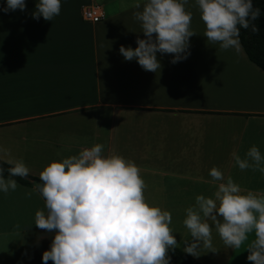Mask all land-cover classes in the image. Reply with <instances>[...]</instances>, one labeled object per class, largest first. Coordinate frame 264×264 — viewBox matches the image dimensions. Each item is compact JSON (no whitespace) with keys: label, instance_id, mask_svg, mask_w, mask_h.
I'll return each mask as SVG.
<instances>
[{"label":"crops","instance_id":"crops-1","mask_svg":"<svg viewBox=\"0 0 264 264\" xmlns=\"http://www.w3.org/2000/svg\"><path fill=\"white\" fill-rule=\"evenodd\" d=\"M35 2L25 0L23 11L0 12V146L22 159L30 175L39 178L51 160L101 143L105 154L117 153L140 168L146 199L171 213L170 228L183 248L192 239L182 224L184 209L196 195L215 191L207 182L211 167L242 189H264V176L240 170L230 155L243 158L252 145L264 155V70L241 47L237 52L210 44L204 28L202 34L197 29L193 0L185 5L194 32L189 54L171 63L172 54L157 53L156 72L118 51L144 38L132 0H61L52 21L32 18ZM90 5L102 8L100 21L83 20L82 9ZM17 184L0 193V264H45L41 255L54 230L32 224L44 201L32 186ZM235 249L213 227L212 248L200 247L193 257L229 264Z\"/></svg>","mask_w":264,"mask_h":264},{"label":"clouds","instance_id":"clouds-1","mask_svg":"<svg viewBox=\"0 0 264 264\" xmlns=\"http://www.w3.org/2000/svg\"><path fill=\"white\" fill-rule=\"evenodd\" d=\"M189 0H132L133 17L144 35L136 47L121 45L124 60H136L145 71L156 72L161 64L157 53L172 54L171 63L185 59L189 52L192 12ZM204 24L203 36L219 49L240 50V30L252 34L254 23L262 15L253 0H193ZM25 0H5L0 12L25 9ZM61 0H36L33 19L52 21L60 14ZM104 146L95 143L77 154L51 160L39 172L41 183L32 186L44 201V210H36L35 226L54 230L48 250L41 260L53 264H169V250L177 241L170 228L171 213L145 197L146 184L140 168L117 153L105 154ZM236 167L259 171L264 176V155L256 145L244 157L230 153ZM0 193L18 187L14 177L29 176L22 159H13L0 146ZM7 172V176L4 173ZM216 185L211 196L198 194L184 209L183 226L188 230L183 252L192 256L200 247L212 248V228L223 244L239 248L248 234L254 239L247 246L246 259L264 264V190H245L225 176L216 166L208 170ZM32 192H26L30 197ZM219 217V219H218ZM211 221V224L209 223Z\"/></svg>","mask_w":264,"mask_h":264},{"label":"trees","instance_id":"trees-1","mask_svg":"<svg viewBox=\"0 0 264 264\" xmlns=\"http://www.w3.org/2000/svg\"><path fill=\"white\" fill-rule=\"evenodd\" d=\"M253 5L260 7L262 13V15L254 21L259 31L256 34H252L248 30L241 29L239 34L240 45L247 58L253 62V64L264 70V0H253ZM0 166L5 169L9 167L7 164H0ZM4 175L7 176V172H5ZM14 179L27 186H32L30 182L31 179L39 180L38 177L30 174L24 179L20 177H14ZM167 255L170 258L169 264H203L192 255L184 253L183 249L177 246L175 249L169 250Z\"/></svg>","mask_w":264,"mask_h":264},{"label":"rangeland","instance_id":"rangeland-1","mask_svg":"<svg viewBox=\"0 0 264 264\" xmlns=\"http://www.w3.org/2000/svg\"><path fill=\"white\" fill-rule=\"evenodd\" d=\"M192 12V11H191ZM196 20H195V23H196V26H197V29L199 31L200 34H202V30L204 28V24L203 22L200 20V16H199V12L197 10V7H196ZM198 34V33H197ZM104 130V127H103V123L101 122V134H103V131ZM254 188L256 189H259V190H264V189H261L260 187H257L255 185H253ZM176 241H177V247H180L181 249H183V247L179 246L178 245V240H179V236H174ZM252 239H254V235L253 234H248V237L247 239L242 242L241 246L239 248H236L234 250V252L232 253L231 257L229 258V264H252L251 261H248L246 259L247 255H248V250L246 249L247 246L250 244V242L252 241ZM179 243H180V240H179ZM225 258V257H223Z\"/></svg>","mask_w":264,"mask_h":264},{"label":"built area","instance_id":"built-area-1","mask_svg":"<svg viewBox=\"0 0 264 264\" xmlns=\"http://www.w3.org/2000/svg\"><path fill=\"white\" fill-rule=\"evenodd\" d=\"M82 18L88 22H98L103 17V10L99 5H90L82 9Z\"/></svg>","mask_w":264,"mask_h":264},{"label":"water","instance_id":"water-1","mask_svg":"<svg viewBox=\"0 0 264 264\" xmlns=\"http://www.w3.org/2000/svg\"><path fill=\"white\" fill-rule=\"evenodd\" d=\"M30 182H31L32 186H33L34 184L41 183V181H39V180H37V179H31Z\"/></svg>","mask_w":264,"mask_h":264}]
</instances>
